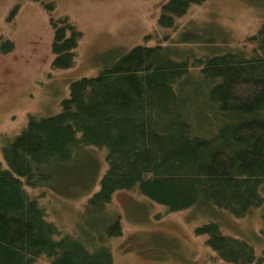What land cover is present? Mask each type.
Here are the masks:
<instances>
[{
	"label": "trees",
	"instance_id": "1",
	"mask_svg": "<svg viewBox=\"0 0 264 264\" xmlns=\"http://www.w3.org/2000/svg\"><path fill=\"white\" fill-rule=\"evenodd\" d=\"M206 1L168 0L159 26L176 29L178 19ZM47 9L53 67L69 69L83 33L68 16L54 17L55 3ZM189 35L177 43L202 44ZM209 43V53L199 56L176 44L136 46L97 76L74 82L58 115L30 118L5 149L7 167L0 162V264H114L101 240L103 233L122 234L119 214L106 212L118 191L138 189L170 213L213 209L244 218L264 207V24L242 48ZM92 149L107 150L96 192L103 168ZM39 187L66 199L95 192L83 217L105 215L101 231L80 225L79 234H64L28 190ZM262 219L264 246V211ZM198 233L224 263L264 261V247L258 258L218 223Z\"/></svg>",
	"mask_w": 264,
	"mask_h": 264
},
{
	"label": "rangeland",
	"instance_id": "2",
	"mask_svg": "<svg viewBox=\"0 0 264 264\" xmlns=\"http://www.w3.org/2000/svg\"><path fill=\"white\" fill-rule=\"evenodd\" d=\"M51 2L56 5L55 18L68 16L83 33L75 50V64L69 69L53 67L55 32L47 9ZM167 2L0 0V50L1 46L7 50L0 51V162L4 167H7L5 149L21 135L30 118L58 115L63 101L70 97L74 82L97 76L134 47L176 44L178 49L187 48L199 56L209 53L212 40L220 49L242 48L264 24V0H207L203 5L192 6L178 19L176 29H163L158 20ZM194 33L201 45L177 43L180 38L186 39ZM11 43L12 49L8 46ZM193 59L190 58V62ZM104 151H90L97 154L103 168L95 192L106 171L107 150ZM89 183L91 179L86 182L87 186ZM28 190L40 198L47 220L64 234H79L80 225L99 232L107 218L105 215L86 220L83 217L95 192L66 199L45 187ZM260 192L264 198V186ZM106 210L119 214L122 227L120 236L102 234L101 242L106 240L114 264H227L207 245V236L198 233L209 223H218L226 236L247 241L258 258L263 257L264 246L259 235L263 229L264 207L253 209L244 218L213 209L190 208L170 213L165 206L134 189L116 192ZM40 262L46 264L47 261L41 259Z\"/></svg>",
	"mask_w": 264,
	"mask_h": 264
}]
</instances>
